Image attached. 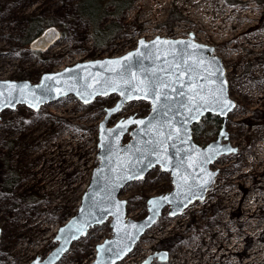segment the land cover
<instances>
[{"label":"rangeland","instance_id":"1","mask_svg":"<svg viewBox=\"0 0 264 264\" xmlns=\"http://www.w3.org/2000/svg\"><path fill=\"white\" fill-rule=\"evenodd\" d=\"M80 1L0 0V79L37 83L66 62L111 57L136 37L171 28L184 18L222 58L230 96L237 102L227 122L228 141L237 151L212 164L218 171L214 188L178 216L166 207L117 264H138L164 250L168 260L152 264H264V0H134L118 16L106 6L103 25L113 21L120 29L102 46H97L90 22L77 13ZM41 19L44 27L32 28ZM49 25L59 27L62 38L46 52L32 50L31 41ZM117 98L102 96L86 105L70 96L38 111L19 105L1 113L0 264H29L57 245L58 230L78 212L99 163V122ZM149 111L147 101L129 102L109 125ZM221 125L222 120L201 123L195 140L201 145L215 140ZM172 189L170 173L159 166L129 183L121 196L128 202V217H145L148 199ZM111 236L110 218L76 240L56 264L90 263L97 244Z\"/></svg>","mask_w":264,"mask_h":264},{"label":"water","instance_id":"2","mask_svg":"<svg viewBox=\"0 0 264 264\" xmlns=\"http://www.w3.org/2000/svg\"><path fill=\"white\" fill-rule=\"evenodd\" d=\"M62 36L59 27L49 25L31 41L30 47L46 52ZM181 41L184 43H178ZM137 51L143 56H134L133 65L141 60L143 68L155 71L169 85L161 91L167 93L170 110L160 109V115L153 111L159 105L153 102L152 97L137 99L136 92L128 91L130 85L124 82L128 76L127 73L121 74V66L105 63L121 60ZM165 68L166 72L160 71ZM132 70L140 79L145 78V74L135 66ZM0 93V121L3 111L14 110L19 105L38 111L44 105L70 96L88 105L102 96L119 95L116 104L106 109L104 118L99 122V163L93 169L78 212L58 230L55 237L57 245L45 257L37 256L29 264H56L76 240L110 218L113 236L97 244L96 258L87 264H117L134 250L147 230L158 222L166 207H170V215L175 217L194 202L204 201L214 188L218 174L212 164L222 155L237 151V147L228 141L227 122L237 102L229 93L226 67L222 58L215 54V47L195 40L193 34L189 38L156 36L149 40L142 37L137 46L124 55L79 61L60 71L42 74L37 83L0 79ZM128 96L133 98L126 99ZM136 100L149 102L150 111L142 117L136 114L122 117L109 125L114 114ZM161 101H164L163 96ZM207 115L219 117L222 125L215 140L201 145L194 138V126ZM129 120H150L152 130L149 131L147 124L138 123H127L124 129L118 128L121 122ZM149 142L153 146L159 143V151L154 152ZM158 166L170 173L173 189L150 197L145 217H128V202L121 197L123 190ZM162 197H167V200H162ZM152 201H158V204L154 205ZM1 238L0 227V244ZM168 258V251H158L138 264H152L155 259L166 262Z\"/></svg>","mask_w":264,"mask_h":264},{"label":"snow or ice","instance_id":"3","mask_svg":"<svg viewBox=\"0 0 264 264\" xmlns=\"http://www.w3.org/2000/svg\"><path fill=\"white\" fill-rule=\"evenodd\" d=\"M159 42V41H158ZM143 41H141V44L143 45ZM156 42H154L155 45ZM163 43H170L168 41H164ZM178 43H184L183 41ZM145 47H147L145 45ZM192 47H200L198 45H193ZM142 57L143 53L137 51L136 53H130L128 56L123 57L121 60H113V61H107L106 64L110 65H118L121 66V74L127 73L128 79L124 82L128 85H130L128 91H134L137 93V96L135 98H143V99H149L150 97L153 98V102L157 105H159V108H154L153 111L157 113V115H160V109H164L165 111L170 110L168 106V100H167V93L162 92L161 89L167 88L169 85L164 83L162 80V77L157 76L155 71H152L150 69H145L142 67V61L137 60L135 65H133L132 60L133 57ZM187 63V61H185ZM138 68L141 72L145 74L144 79H140L137 77L136 73L133 72V67ZM175 67H179V65H176ZM110 71H116V69H109ZM160 71L166 72L167 69H161ZM191 71V69H189ZM177 80H179V77H177ZM159 81V82H158ZM27 87V85H25ZM193 91H196V89H193ZM2 94V93H0ZM123 94V93H122ZM164 97V101H161V97ZM133 97L128 96L126 99H131ZM195 99V97L193 98ZM201 100H204L203 97H200ZM204 103H207V101H204ZM186 111H190V109H185ZM186 122V121H185ZM127 123H138L141 125L147 124L149 127V131H151V121H144V120H129L126 122H121L120 125H118V128L124 129L125 124ZM114 131V130H113ZM178 131V130H177ZM147 135V133H145ZM149 146L152 148L154 152L159 151V143L155 146L151 145V142H149ZM162 159H166V157H161ZM162 200H167V197H162ZM154 205L158 204V201H152ZM119 255V253H117Z\"/></svg>","mask_w":264,"mask_h":264},{"label":"trees","instance_id":"4","mask_svg":"<svg viewBox=\"0 0 264 264\" xmlns=\"http://www.w3.org/2000/svg\"><path fill=\"white\" fill-rule=\"evenodd\" d=\"M231 1L235 2V0H231ZM133 3H134V0H92V1L81 0L77 7V13L81 18L87 19L90 22L93 28L94 40L96 41L97 46H102L104 43L113 40L116 37L120 29V26L116 22H113V21L103 26V22H102L103 19L107 15H109V12L108 13L106 12L105 7L114 5L115 9L113 10L112 14L115 16H118L123 10L131 8ZM172 15L173 13L171 14V18H172ZM178 17H180V14ZM44 23H45V20L43 19L37 20L36 22L33 23L32 28L33 27L34 29L43 28ZM50 24H53V23L50 22ZM208 120H213L215 121V123L218 124L221 119L214 115L205 116L200 123L194 126V138H195L196 131L201 126V123H205ZM208 136H209V133H206L205 137L207 138ZM198 139L199 138H197V140ZM197 142L200 143L199 141ZM16 177L17 175L14 174L12 178L15 179ZM12 181H13L12 179H9L10 183L5 185V186H8L6 187L7 189L9 188V184L10 185L12 184ZM232 261L234 262L235 260H232ZM236 263L238 262L235 261L234 264Z\"/></svg>","mask_w":264,"mask_h":264},{"label":"built area","instance_id":"5","mask_svg":"<svg viewBox=\"0 0 264 264\" xmlns=\"http://www.w3.org/2000/svg\"><path fill=\"white\" fill-rule=\"evenodd\" d=\"M110 7H112V8L115 9V6L114 5H110ZM109 17H114V16L111 15ZM186 20L187 19H184V18H182V20L181 19L180 20H176L173 23L174 25L171 28H168L167 26H161L159 29H156L155 31L153 29V31L151 33H149L148 35L147 34H144L140 38H142V37H144V38L148 37L149 40L155 38L156 36L172 37V38H189L190 35L193 34L195 40L200 41V42H203V43H206L200 37V34L198 32H196L193 28L190 27V25L186 22ZM103 26H105V25H103ZM140 38L139 37H136L132 42L127 43V46L125 47V50H123L119 54H114L111 57H117V56L124 55L128 51L134 49L137 46L138 41H139ZM79 59H81V58H76L75 59V63H77L79 61ZM75 63H73V64H75ZM64 64H65L66 67L69 66V65H73L72 64V61L66 62ZM64 68H61L60 70H62ZM2 77H8L7 73L4 74V76H2ZM96 153H97V150H96Z\"/></svg>","mask_w":264,"mask_h":264},{"label":"bare ground","instance_id":"6","mask_svg":"<svg viewBox=\"0 0 264 264\" xmlns=\"http://www.w3.org/2000/svg\"><path fill=\"white\" fill-rule=\"evenodd\" d=\"M86 61H88V60H86ZM183 213H184V212H183ZM148 255H149V254H148ZM148 255H147V256H148ZM147 256H146V257H147ZM146 257H145V258H146ZM145 258H144V259H145ZM142 261H143V260H142Z\"/></svg>","mask_w":264,"mask_h":264}]
</instances>
